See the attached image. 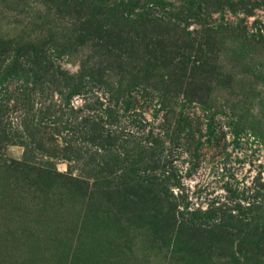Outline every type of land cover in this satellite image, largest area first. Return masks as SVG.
I'll return each instance as SVG.
<instances>
[{"label": "rangeland", "instance_id": "obj_1", "mask_svg": "<svg viewBox=\"0 0 264 264\" xmlns=\"http://www.w3.org/2000/svg\"><path fill=\"white\" fill-rule=\"evenodd\" d=\"M0 264H264V0H0Z\"/></svg>", "mask_w": 264, "mask_h": 264}, {"label": "trees", "instance_id": "obj_2", "mask_svg": "<svg viewBox=\"0 0 264 264\" xmlns=\"http://www.w3.org/2000/svg\"><path fill=\"white\" fill-rule=\"evenodd\" d=\"M18 56H19V57H23V56H21V53H19ZM85 81H86V80H85ZM76 84H78V83H76ZM75 86L78 87L79 85H75ZM72 180H73V179H72ZM74 181L78 182V186H79V184L82 183L81 181H78V180H75V179H74Z\"/></svg>", "mask_w": 264, "mask_h": 264}]
</instances>
